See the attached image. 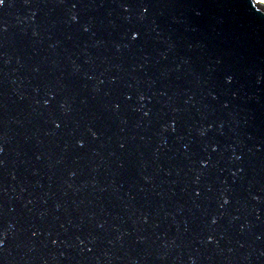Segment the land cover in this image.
<instances>
[{
    "label": "water",
    "instance_id": "1",
    "mask_svg": "<svg viewBox=\"0 0 264 264\" xmlns=\"http://www.w3.org/2000/svg\"><path fill=\"white\" fill-rule=\"evenodd\" d=\"M0 264H264V4L5 0Z\"/></svg>",
    "mask_w": 264,
    "mask_h": 264
},
{
    "label": "snow or ice",
    "instance_id": "2",
    "mask_svg": "<svg viewBox=\"0 0 264 264\" xmlns=\"http://www.w3.org/2000/svg\"><path fill=\"white\" fill-rule=\"evenodd\" d=\"M257 3L259 4H264V0H257ZM5 4V0H0V6ZM75 6V5H74ZM75 19V17H73ZM135 38V37H134ZM227 202V201H226Z\"/></svg>",
    "mask_w": 264,
    "mask_h": 264
}]
</instances>
